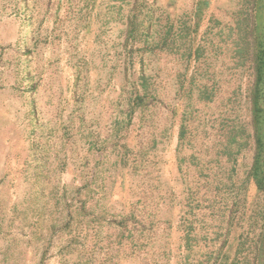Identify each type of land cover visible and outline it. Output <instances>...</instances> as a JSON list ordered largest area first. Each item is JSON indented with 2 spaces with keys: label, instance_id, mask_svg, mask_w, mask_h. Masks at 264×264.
<instances>
[{
  "label": "rangeland",
  "instance_id": "obj_1",
  "mask_svg": "<svg viewBox=\"0 0 264 264\" xmlns=\"http://www.w3.org/2000/svg\"><path fill=\"white\" fill-rule=\"evenodd\" d=\"M114 3L115 0H0V264H147L154 253L158 264H181L179 203L171 212V236H166L173 249L169 259L159 253L160 244L166 242L163 228L156 232V245L147 246L150 253L130 254L125 245L114 261L107 257L111 253L109 242L115 243L117 229L104 227L99 237L98 228L91 226L84 231L68 230V235L62 223L63 186L69 189L79 182V168L96 164L102 168L116 161L112 120L123 82L121 61L117 60L123 35L121 20L117 23L114 18ZM236 4V0H211L196 27L193 0H156L154 29L160 44L149 66L158 73L159 94L164 101L158 108L156 131L160 140L167 136L158 146L156 174L162 194L169 192L175 203L183 199L184 181L195 176L186 164L181 170L183 154L189 157L195 152L202 163L215 165L218 143L226 140L222 134L226 132L220 130L223 118L250 119L247 92L251 78L247 71L236 68L229 45H221L217 52L209 51L210 39H215L219 30L229 33V27L235 26ZM184 21L191 26L192 33L187 37L190 40L184 44L174 36L164 45L169 27L173 24L170 29L176 33ZM188 42L192 43L189 58L184 55ZM201 44L205 46V57L212 60L205 71L200 64L202 57L199 61L195 58ZM135 55L134 69L138 70L139 58ZM201 69V82L209 84L215 95L211 101H199L195 94V125L200 123L193 133L195 147L180 152L177 140L182 108L187 90L196 87L191 85L192 78L197 79V70ZM78 94L80 100L75 101ZM169 102L178 110L173 119L170 111L168 118L165 109ZM134 121L130 140L137 133L138 118ZM165 126L169 127L167 131ZM99 158H103L100 164ZM251 161L252 151L246 147L239 156L235 180ZM118 172L110 199L115 207L112 210L117 212L128 198L127 186L131 182L128 172L121 167ZM203 192L199 193L201 198ZM255 192L251 184L250 202ZM165 208L160 215L166 214Z\"/></svg>",
  "mask_w": 264,
  "mask_h": 264
},
{
  "label": "trees",
  "instance_id": "obj_2",
  "mask_svg": "<svg viewBox=\"0 0 264 264\" xmlns=\"http://www.w3.org/2000/svg\"><path fill=\"white\" fill-rule=\"evenodd\" d=\"M236 1L235 26L229 27V33L219 30L215 39H210L212 47L209 51L217 52L221 50V45H229L236 68L247 71L251 78L247 92L250 119L246 121L227 116L220 122V130L226 132L222 133L226 135V140L218 143L214 162L216 170L210 162L202 163L195 152H191L189 157L183 154L179 165L181 170L186 164L195 176L184 181L183 199L179 202L175 199V203L169 192L162 194L161 180L156 174L158 146L167 138L165 134L160 140L156 131L158 108L164 101L159 94L158 73L154 66H149L153 61L151 57L156 53L154 49L160 44L155 40L154 29L158 6L156 0H115L114 18L117 23L121 20L123 35L118 44L122 52L117 57L121 61L123 82L120 95L115 100L117 114L112 120V151L116 161L102 168H98V164L79 168V182L73 183L69 189L63 186L62 208V223L66 231H84L92 226L93 229L98 228L96 232L101 237L104 227L118 230L115 243L109 242V260L115 261L125 245L130 248V254L150 253L147 246L153 248L156 245V232L160 228L165 232L163 237L166 242L160 244L159 253L168 258L173 251L167 238L171 236L169 230L174 227L171 212L179 203L178 227L183 233L181 264H264V0ZM210 2L193 0L196 27ZM172 27L173 24L166 31L164 45L174 36L184 44L190 40L187 37L192 32L188 21L178 26L176 33L172 32ZM203 47L201 44L196 48L195 58L199 61L202 57L200 64L205 71L210 68L212 60L205 57ZM186 52L184 55L189 58L192 55L191 42H188ZM135 53L139 58L138 70L134 69ZM117 65L114 64L115 67ZM202 69L197 70V79L193 76L191 85L196 87H189L182 108L177 140L180 152L195 147L196 136L193 133L200 125H195V94L199 101H211L215 95L209 84L201 82L204 77ZM78 100L80 94L75 99ZM165 109L168 110V118L170 111L172 119L178 112L170 102ZM136 117L137 133L130 140V128L135 124ZM172 126L173 123L170 128ZM164 129L167 131L169 127ZM246 147L252 151V161L243 175L235 180L239 174V156ZM102 160L99 158L97 163H102ZM120 167L128 172V179L131 176V182L127 186L128 198L117 212L112 210L115 207L110 199L115 193L114 185L120 175ZM251 184L256 192L250 202L248 192ZM202 191L204 195L201 198L199 193ZM162 208H165V215H160ZM114 248H117L116 252ZM152 257L157 256L154 253ZM153 258L147 264H158L157 258ZM164 264L169 263L166 261Z\"/></svg>",
  "mask_w": 264,
  "mask_h": 264
}]
</instances>
